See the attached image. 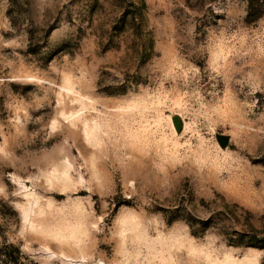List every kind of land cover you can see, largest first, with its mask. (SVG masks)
Segmentation results:
<instances>
[{
	"label": "rangeland",
	"instance_id": "374dc122",
	"mask_svg": "<svg viewBox=\"0 0 264 264\" xmlns=\"http://www.w3.org/2000/svg\"><path fill=\"white\" fill-rule=\"evenodd\" d=\"M0 264H264V0H0Z\"/></svg>",
	"mask_w": 264,
	"mask_h": 264
},
{
	"label": "water",
	"instance_id": "95a60500",
	"mask_svg": "<svg viewBox=\"0 0 264 264\" xmlns=\"http://www.w3.org/2000/svg\"><path fill=\"white\" fill-rule=\"evenodd\" d=\"M221 144H222L223 146H226V144H227V139H226V138H222V139H221Z\"/></svg>",
	"mask_w": 264,
	"mask_h": 264
},
{
	"label": "trees",
	"instance_id": "16d2710c",
	"mask_svg": "<svg viewBox=\"0 0 264 264\" xmlns=\"http://www.w3.org/2000/svg\"><path fill=\"white\" fill-rule=\"evenodd\" d=\"M254 245H257V244H253L252 246H254ZM16 251H17V253L19 254V250L16 249ZM16 261H18V258H16Z\"/></svg>",
	"mask_w": 264,
	"mask_h": 264
}]
</instances>
